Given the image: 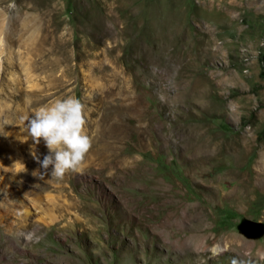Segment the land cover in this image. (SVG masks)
Segmentation results:
<instances>
[{"label": "rangeland", "instance_id": "1", "mask_svg": "<svg viewBox=\"0 0 264 264\" xmlns=\"http://www.w3.org/2000/svg\"><path fill=\"white\" fill-rule=\"evenodd\" d=\"M68 96L92 146L41 179L22 118ZM245 220L264 224V0H0V264H264Z\"/></svg>", "mask_w": 264, "mask_h": 264}, {"label": "clouds", "instance_id": "2", "mask_svg": "<svg viewBox=\"0 0 264 264\" xmlns=\"http://www.w3.org/2000/svg\"><path fill=\"white\" fill-rule=\"evenodd\" d=\"M22 120V131L31 137L35 145L43 139L48 149L42 160L33 151L34 159L44 170V173L37 170L33 175L38 173L42 179L51 166L50 176L63 178L68 171L79 169L92 146V138L84 130V105L79 98L68 96L56 99L51 104L40 106Z\"/></svg>", "mask_w": 264, "mask_h": 264}, {"label": "water", "instance_id": "3", "mask_svg": "<svg viewBox=\"0 0 264 264\" xmlns=\"http://www.w3.org/2000/svg\"><path fill=\"white\" fill-rule=\"evenodd\" d=\"M238 228L247 237H258L263 232L264 224L260 221L245 220Z\"/></svg>", "mask_w": 264, "mask_h": 264}, {"label": "bare ground", "instance_id": "4", "mask_svg": "<svg viewBox=\"0 0 264 264\" xmlns=\"http://www.w3.org/2000/svg\"><path fill=\"white\" fill-rule=\"evenodd\" d=\"M213 250H214L215 253H217V252H219L221 249L218 248V247H214Z\"/></svg>", "mask_w": 264, "mask_h": 264}]
</instances>
